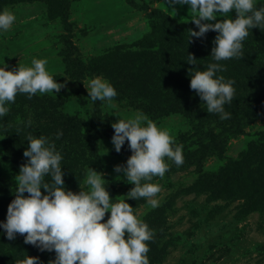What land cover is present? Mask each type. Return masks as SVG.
<instances>
[{
  "label": "rangeland",
  "instance_id": "1",
  "mask_svg": "<svg viewBox=\"0 0 264 264\" xmlns=\"http://www.w3.org/2000/svg\"><path fill=\"white\" fill-rule=\"evenodd\" d=\"M3 8L13 11L16 20L9 30L0 34V64L5 62L13 67L30 64L33 56L46 58V67L54 79L66 83L58 92L34 95L52 99L58 104L60 113L77 117L76 120L86 124L96 112L93 101L87 96L88 79L94 75L113 78L117 74V68L110 62L99 66L91 61L105 53H119L122 49L156 52L157 42H152L150 47L143 44H146L145 38L151 34L153 24L161 22L160 16L164 14L187 24L193 15L188 5H170L168 0H9L1 4L0 9ZM228 15L235 18V10H230ZM223 18L217 16L216 19ZM26 96L17 93L15 101L9 102V111L0 117L8 119L7 127L27 122L32 106ZM99 103L102 114L115 117L109 105ZM114 103L124 116L137 110ZM154 121L167 128L174 139H179L178 134L188 130L187 120L180 116L171 115ZM245 130L228 139L226 156L235 158L249 146L259 143L260 132L264 134V116L254 119ZM9 141L7 135L0 134V186L9 184L8 188L13 192L21 164L15 162ZM187 148L194 150L193 145ZM99 153L101 172L110 196L113 201L125 198L134 185L123 173L115 172L113 166L124 163L128 155L117 152L106 138L100 140ZM165 161L169 167L164 175L152 179L160 185V191L155 194L157 206L147 204L144 197H126L132 201L133 212L140 219H162L163 234H153V238H159L160 260L153 263L152 253L149 255L148 252L149 263L264 264V209L253 208L254 205H248L244 199H215L211 192L197 190L196 183L201 177H214L224 158L208 157L199 167L192 164L184 170H173L167 157ZM85 178L75 191H79V187L87 188ZM207 181L208 184L212 182ZM156 208L161 209V217L159 212L155 214ZM108 215L106 213L103 219ZM48 252L51 255L45 264L55 255L54 250Z\"/></svg>",
  "mask_w": 264,
  "mask_h": 264
},
{
  "label": "clouds",
  "instance_id": "2",
  "mask_svg": "<svg viewBox=\"0 0 264 264\" xmlns=\"http://www.w3.org/2000/svg\"><path fill=\"white\" fill-rule=\"evenodd\" d=\"M170 5H188L193 14L195 29L189 37H203L215 30L212 60L207 66H197V59L188 52L186 61L193 65L188 70L190 88L200 97L210 113L226 118L225 104L234 97V80L218 74L224 65L220 61L243 57V40L249 29L264 27V3L256 0H168ZM235 10V18L229 14ZM223 16V19H216ZM15 13L0 9V34L11 28ZM214 21V22H213ZM46 58L33 56L28 65L9 67L0 64V117L9 111V102L17 93L58 92L66 82H59L46 67ZM87 96L92 101L109 105L116 117L111 122L113 148L119 152L127 140L131 154L122 164L113 166L134 185L124 195L113 201L107 190L104 174L92 167L85 170V185L79 191L66 188L61 161L62 153L55 142L43 134H26L27 147L23 151L25 162L19 166L15 177L14 198L7 205L6 219L0 220V232L9 240L17 234L39 250L53 251L48 264H149L147 253L152 239L149 225L134 214L126 197H144L155 207V194L160 185L152 182L154 176H163L169 164L165 157L177 165L183 163L182 145L165 127H160L140 110L124 116L113 98L117 90L108 78L94 75L88 79ZM62 132L58 131L59 137ZM50 177L46 180L45 177ZM42 189L44 190L42 192ZM27 193V195L25 194ZM109 213L106 219L105 214ZM39 257L26 255L14 264H38Z\"/></svg>",
  "mask_w": 264,
  "mask_h": 264
},
{
  "label": "trees",
  "instance_id": "3",
  "mask_svg": "<svg viewBox=\"0 0 264 264\" xmlns=\"http://www.w3.org/2000/svg\"><path fill=\"white\" fill-rule=\"evenodd\" d=\"M8 1L0 0V7ZM256 3L259 6L264 0H257ZM160 17L161 22L153 24L151 34L147 35L146 44H143L150 47L152 42H157L156 52L126 51L121 47L123 51L105 53L91 62L99 66L110 62L117 68L113 78L103 76L116 88L117 96L113 100L118 105L131 106L153 120L171 115L187 120L188 130L179 133V139H174L175 143L182 145L183 163L177 165L170 160L173 170H184L192 164L198 166L208 157L217 160L224 158L214 177H201L196 183L199 187L197 190L209 191L215 199H244L248 205H254L253 208L264 209V134L260 132L259 143L249 146L237 157L225 155L228 139L244 133L254 119L264 116V27L254 26L249 29L243 40V57L219 62L224 68L218 74L235 82L233 100L225 104V111L230 115L222 119L219 113L208 112L204 102L190 88L188 70L193 65L186 61L190 52L197 59V66H207L212 60L210 53L215 30H208L200 38H190L189 29L196 28L192 21L185 24L164 14ZM23 94L27 95L26 100L32 106L27 122L17 127H7L5 123L8 119H0V134L9 137L12 148L10 152L16 163L25 162L23 151L27 147L26 134L32 132L34 135L43 134L54 141L62 153L66 188L75 191L86 177L87 167L102 171L99 143L104 138L111 142L114 132L111 122L116 118L102 114L98 100L93 101L96 112L86 124L76 120L77 117L60 113L58 104L52 99ZM58 131L62 132L59 137L56 136ZM191 145L194 150L187 148ZM119 153L131 154L127 140ZM45 179L50 180V177L46 176ZM207 180H211V184ZM8 186H0V220L6 219L7 205L14 198V191H10ZM127 201L129 203L131 200ZM154 211L156 215L158 212L159 216L162 214L160 208ZM144 221L152 230L151 241H146L148 252L149 255L152 253L153 263H158L161 249L157 245L160 242L159 238H153V234H163L162 219L157 221L147 217ZM26 255L39 257L38 264H45L51 252L41 251L31 243H26L23 234H17L15 239L9 240L0 232V264H14Z\"/></svg>",
  "mask_w": 264,
  "mask_h": 264
}]
</instances>
